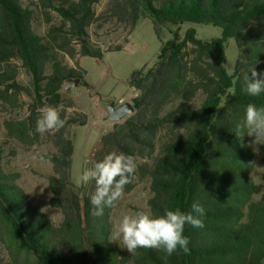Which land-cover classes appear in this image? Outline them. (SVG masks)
Returning a JSON list of instances; mask_svg holds the SVG:
<instances>
[{
	"label": "trees",
	"instance_id": "1",
	"mask_svg": "<svg viewBox=\"0 0 264 264\" xmlns=\"http://www.w3.org/2000/svg\"><path fill=\"white\" fill-rule=\"evenodd\" d=\"M98 1L59 0L55 8L79 41L88 38ZM110 11L131 26L145 16L155 28L193 24L221 30L219 38L208 42L196 39L193 30L181 39L177 30L151 68L130 75V86L138 92L131 99L134 112L100 138L92 162L112 151L147 160L137 166L135 177L148 180L149 213L162 215L165 208L187 212L198 201L205 209V227L186 225L190 252L166 258L155 249H138L131 256L110 242L112 208L92 217L95 187L71 185L73 144L62 128L53 136L56 152L46 160L53 170L47 179L49 205L60 211L58 224L31 203L0 153V247L6 264H264V176L259 184L250 180L254 157L249 136L240 140L234 132L248 103L264 106V93L251 97L244 91L254 67L264 73V0H111ZM33 15L21 0H0V94L21 93L17 63L30 76L35 105L42 108L48 100L58 107L70 101L61 92L63 81L81 76L51 59L48 44L33 30ZM56 31L48 37L58 36ZM231 39L238 57L228 74L225 45ZM81 54L102 61L98 49L82 45ZM80 86L97 105L105 103L88 81L82 79ZM223 98L228 103L220 109ZM175 100L178 105L165 110ZM98 111L103 114L99 106ZM67 123L84 126L85 119L80 115ZM5 128L19 141L30 138L25 123H6ZM258 153L264 161V144ZM130 189L126 185L125 192Z\"/></svg>",
	"mask_w": 264,
	"mask_h": 264
},
{
	"label": "rangeland",
	"instance_id": "2",
	"mask_svg": "<svg viewBox=\"0 0 264 264\" xmlns=\"http://www.w3.org/2000/svg\"><path fill=\"white\" fill-rule=\"evenodd\" d=\"M21 1L33 10V30L48 44L51 59L58 61L62 67L72 70L74 74L80 75L81 80L88 81L98 95L105 98V103L100 106L80 85L72 90L70 96L61 90L70 101L56 108L60 111L61 118L66 121L63 129L73 144L70 183L78 189L84 186L76 184L77 176L85 168L92 166L94 153L100 148V138L113 129L114 123L104 121L107 116V104L112 102L118 106L125 102L131 103V99L138 95V92L130 86V75L151 68L157 60L162 44L171 40L177 30L181 39L186 38L187 33L193 30L196 39L206 42L219 38L221 34L220 29L210 25L186 24L177 27L164 24L155 28L145 16L131 26L125 20H120L111 14V0H99L94 5L95 21L87 30L88 38L79 41L68 31V24H65L55 10L59 0ZM54 29L58 30L56 32L59 35L50 39L49 32ZM82 45L98 49L102 54L101 63L97 64L89 57L83 56ZM237 57L238 48L235 41L228 40L225 45L224 60L228 74L233 73ZM14 69L21 93L0 94V153L3 164L8 171L18 174L17 184L31 203L54 224H58L61 220L60 211L49 205L51 193L47 179L53 174L52 165L49 161L42 162L39 159L40 154L56 152L53 143L55 133L41 135L35 131L41 108L35 105L31 97L30 76L17 63H14ZM46 102L49 105L48 100ZM178 103L175 100L165 110L174 108ZM227 103L228 100L223 98L220 109H225ZM98 106L103 114L99 113ZM80 115L85 119L84 126L67 123L68 120H78ZM6 123L16 125L25 123L30 138L24 142L15 139L6 130ZM254 139L249 136L247 140L254 157L250 180L254 184H259L261 177L264 176V161H261L258 153L259 144L253 143ZM143 162L148 163L145 159H137V166ZM87 186L88 189L95 187L94 182ZM149 198L148 180L141 176L135 177L130 191L124 190L122 199L111 209L110 230L124 214L138 210L149 212L147 206ZM6 263L7 254L0 247V264Z\"/></svg>",
	"mask_w": 264,
	"mask_h": 264
},
{
	"label": "clouds",
	"instance_id": "3",
	"mask_svg": "<svg viewBox=\"0 0 264 264\" xmlns=\"http://www.w3.org/2000/svg\"><path fill=\"white\" fill-rule=\"evenodd\" d=\"M244 91L251 97L264 93V73H258L255 67L246 78ZM65 119L60 111L51 105L40 109L36 120L35 131L41 135L59 132L65 126ZM235 134L243 140L245 135L254 137L253 143L264 144V106L248 103L245 107L244 120L236 125ZM39 159L45 162L50 157L40 154ZM137 157L132 154L112 151L102 160L85 168L76 178V184L87 186L94 182L95 190L90 195V215L99 218L105 208H113L124 196L126 185L135 179ZM204 207L198 202L191 204L190 211L180 208H165L162 215H153L143 210L124 214L116 221L110 231V242L119 243L131 256L138 255V249H155L165 253V258L174 254L190 252V238L184 234L185 226L197 229L205 227Z\"/></svg>",
	"mask_w": 264,
	"mask_h": 264
},
{
	"label": "water",
	"instance_id": "4",
	"mask_svg": "<svg viewBox=\"0 0 264 264\" xmlns=\"http://www.w3.org/2000/svg\"><path fill=\"white\" fill-rule=\"evenodd\" d=\"M81 82L79 77H69L65 79L62 83L61 90L70 96L72 90L77 88ZM134 112V108L131 103L125 102L118 106H115L112 102L108 103L106 106L107 116L104 118V121H109L112 123H117L131 115Z\"/></svg>",
	"mask_w": 264,
	"mask_h": 264
},
{
	"label": "flooded vegetation",
	"instance_id": "5",
	"mask_svg": "<svg viewBox=\"0 0 264 264\" xmlns=\"http://www.w3.org/2000/svg\"><path fill=\"white\" fill-rule=\"evenodd\" d=\"M81 82H82V80H81ZM81 82H80V84H81ZM80 84H79V85H80Z\"/></svg>",
	"mask_w": 264,
	"mask_h": 264
}]
</instances>
